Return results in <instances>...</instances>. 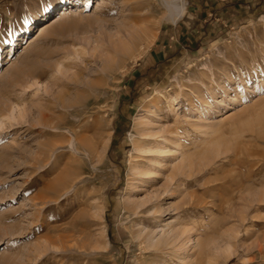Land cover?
<instances>
[{
	"label": "rangeland",
	"instance_id": "obj_1",
	"mask_svg": "<svg viewBox=\"0 0 264 264\" xmlns=\"http://www.w3.org/2000/svg\"><path fill=\"white\" fill-rule=\"evenodd\" d=\"M141 1L0 0V264H264V0ZM74 83L94 154L50 148Z\"/></svg>",
	"mask_w": 264,
	"mask_h": 264
},
{
	"label": "bare ground",
	"instance_id": "obj_2",
	"mask_svg": "<svg viewBox=\"0 0 264 264\" xmlns=\"http://www.w3.org/2000/svg\"><path fill=\"white\" fill-rule=\"evenodd\" d=\"M130 1V4H129V7L127 10H129L128 12L130 11H135L136 9H138L139 7H141L143 4L145 5L146 2L144 1H141V0H128ZM170 1V5L172 7H174L177 12H176V15H179L180 14V10L181 9H184V4H183V1L184 0H168ZM65 3H61L60 5H64ZM168 5V4H167ZM168 7L170 8V6L168 5ZM135 13V12H134ZM129 15V14H127ZM129 17V16H128ZM129 19L132 21L133 25L135 23H139V22H145L148 20V16H142V14H130V17ZM135 22V23H134ZM137 25V24H136ZM138 28V27H137ZM132 31V30H130ZM136 33V38L138 39H141V36L146 34V28L144 27H139L138 30H135ZM131 34H134V32L132 31ZM134 39V36H131L129 37V40L132 41ZM134 42V41H133ZM136 43H133V45H135ZM130 47V48H129ZM128 50H132L131 46L128 45L127 48H125L123 51H128ZM84 85V83H83ZM83 85H80V84H75L73 85V88L75 90V94H74V97H71L69 100H62L61 103H60V106H62L63 108H69L72 110L71 112V116H72V119L69 120L68 123H66L64 121V118L65 116L67 115L66 112H61L59 114H50L48 115L47 113L43 112L42 113V117L44 119V124L46 127H50L52 129H58V133L57 135H59V139H57L56 142H52L50 144V148L53 150L55 149V147H57V142L61 144V147L64 148H68V153L70 152L71 154L70 155H74L76 154L75 156H78L77 154L78 153H81L83 152L84 150L85 151H88L90 154H94L96 151H97V142H95L93 140V137H98V136H101L102 133L100 135H87L86 133L89 132V131H96L98 129V125L96 124H93V125H90L89 124V119L92 118V119H96L97 116H95V111H87V110H84L83 109V106L85 104L84 100H85V97L82 93V89H83ZM163 92H161L160 94H162ZM93 110V109H92ZM21 113V111L19 112V114ZM12 117H15L14 115H12ZM17 117V116H16ZM142 123V122H141ZM136 126H134L135 128V132H134V135H136V133H138V125H140V121L138 123L135 124ZM170 128V127H169ZM164 128L162 127H158V132L154 135H160V137L165 134V131L166 130H163ZM166 129V128H165ZM141 130V129H140ZM140 133V132H139ZM56 136V135H55ZM57 137V136H56ZM134 141H137V139H134ZM163 141H166V138L164 137L163 138ZM64 143H68L67 145H65ZM136 143V142H135ZM134 143V144H135ZM60 146V145H59ZM59 148V147H57ZM56 148V150H57ZM65 149V148H64ZM55 150V151H56ZM70 150V151H69ZM54 151V152H55ZM68 153H66L68 155ZM60 153H56V155H59ZM63 153L61 152L60 155H62ZM204 154V153H202ZM50 155V154H49ZM206 155V154H205ZM69 156V155H68ZM74 156V157H75ZM73 157V156H72ZM71 157V158H72ZM100 157V161H102V157L101 155H99ZM206 157V156H205ZM67 160V159H66ZM76 160V159H74ZM194 161V160H193ZM66 163V162H65ZM70 163V162H69ZM55 166V165H54ZM62 166V165H61ZM66 167V166H65ZM67 167H69L67 165ZM61 168V167H60ZM62 170V169H61ZM64 170H67L66 168ZM68 171V170H67ZM65 171L64 173H60L55 179L47 182L46 184V187L49 188L50 190L49 191H52V192H55V195L56 194V191L58 190V188H62V187H65L66 188H69V182H67L68 178L70 179V174L69 172L71 171ZM141 172V171H140ZM46 175V174H45ZM53 175V174H52ZM64 175V176H63ZM74 176V175H73ZM78 176V175H77ZM76 177V176H74ZM71 178H73L71 176ZM77 178V177H76ZM80 178V177H79ZM72 180V179H71ZM73 182L75 180H72ZM103 181V180H102ZM71 182V183H73ZM79 181H77L78 183ZM76 183V184H77ZM75 184V183H74ZM75 184V185H76ZM68 185V186H67ZM45 186V185H44ZM74 186V185H73ZM75 187V186H74ZM73 188L72 186L70 187V189ZM69 190V189H68ZM47 191V190H46ZM70 191V190H69ZM69 191L66 190V192L68 193ZM65 194V193H63ZM97 194V190L96 189H93V190H90L88 191V193L86 194V197L88 199L90 198H95ZM41 196L43 198L46 197V194L44 193H40L38 194V196ZM62 195V194H61ZM85 195V194H84ZM60 196V195H59ZM82 196V195H81ZM37 197V196H36ZM58 198V197H57ZM83 200H84V197H82ZM86 198V200H88ZM157 197L156 196H153V199H156ZM34 199V198H33ZM79 199V198H78ZM81 199V198H80ZM82 200V199H81ZM87 202V201H86ZM98 203V202H97ZM86 204V203H85ZM87 205V204H86ZM141 205V204H140ZM99 206V205H98ZM150 207L151 205H142L140 208L137 206L135 208H132V210L134 211L133 213L135 214H140L142 216V218H145V220L150 223L151 219L150 217H160L161 213L162 212H157L156 214L151 212L150 211ZM97 210L99 208H96ZM99 211V210H98ZM102 211V210H101ZM100 211V212H101ZM84 212V211H83ZM86 212V211H85ZM99 212V213H100ZM156 212V211H155ZM159 213V214H158ZM139 215V216H140ZM155 217V219H156ZM61 219V218H60ZM62 222V221H61ZM64 222V221H63ZM56 231H59L55 237H52V236H48L49 240L52 241V243H55V245L58 246L59 249H61L62 251H65L66 249L68 248H71L73 246H76L78 247L76 244H79V240L77 237H74L72 234H70L69 232H67L66 230H64L63 227H58L55 229ZM145 231V230H144ZM145 234L144 238H147V236H149V231L148 232H142ZM177 234V233H176ZM177 237V236H176ZM150 238V237H149ZM164 239V238H163ZM168 239V237H167ZM163 242V240H162ZM204 244V243H203ZM209 246L210 244L208 243H205L203 245V247L205 248L206 246ZM81 247V246H80ZM203 247L201 249H203ZM205 251V250H204Z\"/></svg>",
	"mask_w": 264,
	"mask_h": 264
},
{
	"label": "snow or ice",
	"instance_id": "obj_3",
	"mask_svg": "<svg viewBox=\"0 0 264 264\" xmlns=\"http://www.w3.org/2000/svg\"><path fill=\"white\" fill-rule=\"evenodd\" d=\"M60 4V0H46V6H44L41 10L44 12L51 11L55 9Z\"/></svg>",
	"mask_w": 264,
	"mask_h": 264
}]
</instances>
